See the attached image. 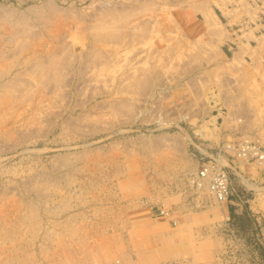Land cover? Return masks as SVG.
Here are the masks:
<instances>
[{
    "label": "rangeland",
    "instance_id": "obj_1",
    "mask_svg": "<svg viewBox=\"0 0 264 264\" xmlns=\"http://www.w3.org/2000/svg\"><path fill=\"white\" fill-rule=\"evenodd\" d=\"M263 126L264 0H0V264H264Z\"/></svg>",
    "mask_w": 264,
    "mask_h": 264
},
{
    "label": "built area",
    "instance_id": "obj_2",
    "mask_svg": "<svg viewBox=\"0 0 264 264\" xmlns=\"http://www.w3.org/2000/svg\"><path fill=\"white\" fill-rule=\"evenodd\" d=\"M234 156L243 160H255L258 163L264 164V147L256 142H241L236 148H231ZM217 161V160H216ZM227 167L220 166L218 160L214 166L203 164L200 170L193 177V181L197 186L206 185L215 199L223 200L227 194Z\"/></svg>",
    "mask_w": 264,
    "mask_h": 264
},
{
    "label": "crops",
    "instance_id": "obj_3",
    "mask_svg": "<svg viewBox=\"0 0 264 264\" xmlns=\"http://www.w3.org/2000/svg\"><path fill=\"white\" fill-rule=\"evenodd\" d=\"M257 132H261V133H263L264 132V126H263V131H260V130H258ZM264 136V135H263ZM254 166V164L253 163H249L248 165H242V167H243V169H244V171H245V173L246 174H249L250 175V173L252 174V175H254L253 173H254V171H252L253 169H256V167H253ZM259 205L258 206H260V208L262 209V212L264 213V199L263 200H260L259 201V203H258ZM175 231H179L178 229L177 230H173L172 232H173V235L175 234ZM171 232V230H168L167 231V235H169V233ZM177 235H179V233H177ZM210 236V235H209ZM202 237V238H201ZM195 240V244L199 247V248H196L198 251H204V250H209V251H211L212 252V258L211 259H213V256H214V251H220L221 250V246H222V244H221V241H220V239L218 238V237H216V236H214V235H212L211 236V238L208 240L207 239V235L206 234H203L202 236L200 235L199 236V238L198 239H194ZM210 242V243H213V244H215L216 246H215V248L214 249H208L206 246H203V247H200L201 245H205L207 242ZM218 247V248H217ZM181 253V252H180ZM180 253H177V254H175L174 256H173V258L176 260V261H178L179 262V264H205L206 263V261L204 260V261H202L201 260V258H200V255H196V256H194L195 257V260L194 261H191L190 259H188V260H186V259H184L183 257H178L177 255L179 254L180 255ZM182 254V253H181ZM198 259V260H197ZM174 260V261H175Z\"/></svg>",
    "mask_w": 264,
    "mask_h": 264
},
{
    "label": "bare ground",
    "instance_id": "obj_4",
    "mask_svg": "<svg viewBox=\"0 0 264 264\" xmlns=\"http://www.w3.org/2000/svg\"><path fill=\"white\" fill-rule=\"evenodd\" d=\"M241 179H243V180H245L244 178H243V176H241ZM248 182V181H247ZM246 183V182H245ZM249 184V183H248ZM248 184H246V185H248Z\"/></svg>",
    "mask_w": 264,
    "mask_h": 264
}]
</instances>
